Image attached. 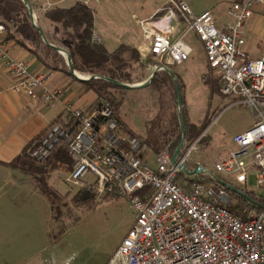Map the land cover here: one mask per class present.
I'll return each instance as SVG.
<instances>
[{
  "label": "built area",
  "instance_id": "2783aa9c",
  "mask_svg": "<svg viewBox=\"0 0 264 264\" xmlns=\"http://www.w3.org/2000/svg\"><path fill=\"white\" fill-rule=\"evenodd\" d=\"M164 1L167 6L157 14L134 18L140 28L135 48L140 60L154 59L147 66L157 70L180 64L191 50L183 35L197 34L207 67L217 76V93L234 96L231 105L244 104L252 118L231 137L234 149L213 162V169L241 185L252 171L254 189L264 190V56L249 58L241 48L243 27L263 0L232 2L227 9L231 20L223 30L215 27L208 10L194 14L184 0ZM173 31L177 37L171 38ZM3 35L0 24V63L13 78L9 90L40 106L55 105L61 87L48 86L51 71L31 70L26 60L12 55ZM91 40L100 43L93 31ZM194 142L181 146L174 161L166 148L159 150L154 168L149 167L142 163L144 145L120 124L110 103L99 98L86 108L64 103L60 117L45 127L29 155L41 163L61 145L72 161L66 182L75 185L89 172L96 198L128 197L133 221L106 264H264V194L251 190L263 198L257 206L244 207L242 216L231 212L223 178L188 176L202 174L200 165L195 173L181 171ZM144 188L146 193L135 194Z\"/></svg>",
  "mask_w": 264,
  "mask_h": 264
},
{
  "label": "rangeland",
  "instance_id": "374dc122",
  "mask_svg": "<svg viewBox=\"0 0 264 264\" xmlns=\"http://www.w3.org/2000/svg\"><path fill=\"white\" fill-rule=\"evenodd\" d=\"M73 1H82L88 5L95 24L102 28L104 34L112 35L114 40L122 38L120 36L126 32L135 33L140 30L136 20H140L144 12L151 8L142 0ZM165 6L167 5L163 0L151 15L157 14ZM131 14H135L136 20ZM36 21L39 24L37 19ZM36 21L34 20L35 24ZM214 25L217 27V23ZM43 34L54 45L64 49L66 38L60 28L44 23ZM182 40L191 48V52L185 61L178 65L170 64L168 69L176 75L174 81L181 83L178 90L186 110L187 122L201 128V132L193 139L194 148L186 162L200 165L204 170L202 174L188 176L220 177L234 188L248 193L253 190L256 194L263 195V189H254L252 171L248 172L246 185L238 184L214 171L213 162L224 157L226 152L233 148L231 137L234 133L246 129L252 118L244 104L231 105L236 101L234 96H220L217 93V85L216 89L210 88L208 79L214 75L207 67L202 43L197 34L189 31L183 35ZM25 43L29 45V42ZM246 47L249 58L264 56V32L258 36L243 38L241 48L244 52ZM59 55L64 59L62 54ZM149 63L153 65L154 59H150ZM150 70L146 65L141 77L139 70H135L131 74L135 76L132 84L144 82ZM75 73L78 77H86L85 74ZM65 78L67 81L72 80L68 75H65ZM108 90L119 101L116 110L119 122L126 130H131L145 147L142 163L154 168L155 152L144 140H152L154 146L161 145V134L170 129L171 118L176 112L173 98L162 84L157 89L147 84L140 88L113 87ZM90 96L93 95L89 91L82 99L88 101ZM186 145L188 144L183 140L182 147ZM65 177L66 172L58 168L46 179V183L59 193H69L61 200L64 205L61 207L68 210L58 218L54 217L49 201L40 191V186L33 176L28 175V178H25L24 185L32 188L39 198V215L28 213V208L34 211V205L30 203L25 191L17 196V200L22 202L21 211L19 209L18 213L9 215L8 222L5 221V215L0 214V264H106L133 221L134 213L128 205V197L108 194L110 197L96 198L91 209L77 206L68 202L69 197L83 184L93 185L94 178L87 172L77 184L72 185L65 181Z\"/></svg>",
  "mask_w": 264,
  "mask_h": 264
},
{
  "label": "trees",
  "instance_id": "16d2710c",
  "mask_svg": "<svg viewBox=\"0 0 264 264\" xmlns=\"http://www.w3.org/2000/svg\"><path fill=\"white\" fill-rule=\"evenodd\" d=\"M41 17L48 23L61 29L63 36L66 38V43H64L63 46L68 53L72 69L75 72L85 74L86 77L90 75H101L117 82L127 84H132L134 81L135 76L131 74L135 70H139L140 77L144 75L143 70L150 60H140L134 47L121 43L114 49L107 50L101 42L95 43L91 40L93 26L92 11L89 6L82 1H74L71 5L66 7L55 6L45 9L42 11ZM0 24L4 28L6 37L22 47L29 55L36 59L41 66L49 71H60L75 79L69 73L65 61L59 53L50 46L45 45L41 37L33 29L21 0H0ZM36 25H38L37 21ZM42 35L46 41L54 44L48 40L43 33ZM26 41L29 42V45L25 43ZM76 80L80 83L84 91L90 90L98 99H106L112 106L113 112L118 119L116 110L119 101L111 95L108 89L113 87L122 89L127 88L102 78ZM208 83L211 89H216L217 76L208 79ZM148 84L155 89L162 84L175 102L173 81L167 72L164 70L155 71ZM176 84L179 88V82ZM180 116L184 127L183 140L186 141L187 144H190L201 132V128L195 127L192 123L187 122V114L183 103L180 108ZM58 118L59 117H57L55 121ZM127 132L137 138L131 130H127ZM161 136L162 142L160 146H154L155 144L152 143V140L144 141L146 144L152 146V150L155 153L166 148L171 155L181 138V129L176 112L173 113V117L171 118L170 129L166 133H162ZM37 138L38 135L29 140L24 145L21 152L9 162V165L33 176L40 186V191L49 201L54 217L58 218L60 214L68 210L62 208L64 205L61 200L64 197L66 198L69 193H65L66 195H64V193H59L57 189L46 183V179H48L52 171L60 168L61 165L65 166L64 171L70 170L72 161L65 149L61 145H56L47 159L41 163H36L30 157L29 151ZM140 143L142 142L140 141ZM185 167L187 170H192L196 165L186 162ZM187 180H191V178L188 177ZM226 190L232 200V202L227 205V208L238 216H242L244 207H256L259 201L263 199L262 197L255 198L251 192L241 194L227 188ZM146 192L147 189L144 188L143 190L136 191L135 194L142 195ZM105 197L110 196L105 195L103 198ZM95 199V192L87 185L78 187L75 192L71 194L68 202L91 209L95 204Z\"/></svg>",
  "mask_w": 264,
  "mask_h": 264
},
{
  "label": "crops",
  "instance_id": "0c3cea01",
  "mask_svg": "<svg viewBox=\"0 0 264 264\" xmlns=\"http://www.w3.org/2000/svg\"><path fill=\"white\" fill-rule=\"evenodd\" d=\"M28 1L32 7L34 20H38V25L42 33L44 23L48 26L53 25L41 17L43 10L55 6L66 7L74 2L73 0ZM184 1L194 14L201 13L205 10L210 11L213 15L214 23H217L218 29L223 30L231 20L227 14L229 5L232 2L239 0ZM142 2L148 4L151 8L144 12L139 18L140 20L148 18L154 9L163 3V0H142ZM131 17L136 19L135 14H131ZM263 29L264 0L253 8L250 18L243 27V38H247L250 35L258 36L261 32H264ZM92 31L100 38V42L107 50H112L121 43L136 48L141 38L140 30L138 29L135 33L126 32L125 35L120 36L122 38L114 40L112 39V35L104 34L102 28L97 26L95 21H93ZM170 36L171 38L177 37V32L173 31ZM3 37L11 45L12 55L26 60L31 70H48L41 66L38 61L29 55L22 47L15 44L13 40L8 39L5 35V31ZM247 49L248 47L245 48L246 55L248 54ZM51 73L52 77L48 86H60L61 94L59 101L55 105L44 107L37 103H31L23 95L11 92L8 87L12 83L13 78L2 63H0V214L5 215L6 222L9 220V215L18 213L19 209L20 211L22 210V202L21 200H17V196L19 194L21 195L24 191L25 195L30 199V203L34 205V211L28 208V213H30V215H33L34 213L39 215L37 206L38 202H40L36 193L32 191V188L30 189L24 185V181H26L25 178H28V175L23 171L10 166L9 162L21 152L22 148L29 140L37 135L39 136L49 123L55 121L57 117H60L64 103L69 102L73 106L86 108L98 99L92 91H84L76 79L71 77L72 80L67 81L65 78L66 74L60 71H51ZM177 76L181 80L180 75L177 74ZM89 91L93 96H90L88 101L82 99V97ZM243 130L244 129L240 131ZM232 149H234V144L233 148H230L226 154Z\"/></svg>",
  "mask_w": 264,
  "mask_h": 264
},
{
  "label": "water",
  "instance_id": "95a60500",
  "mask_svg": "<svg viewBox=\"0 0 264 264\" xmlns=\"http://www.w3.org/2000/svg\"><path fill=\"white\" fill-rule=\"evenodd\" d=\"M21 2L23 3V5H24V7H25V9L27 11L28 20H29L30 24L32 25L33 29L37 32V34L41 37L42 42L45 45L50 46L51 48H53L56 52H58V53H60V54H62L64 56L65 64L67 66V69H68L69 73L75 79L87 80V79H90V78H102V79H104L106 81H109L111 83L121 85V86H123L124 88H127V89H129V88H140V87H143V86L147 85L149 83L153 73L155 71H157L156 67L152 68L144 82L136 83V84H132V85L131 84H127V83H120V82H117L115 80H112V79H110L108 77L101 76V75H90L88 77H78L76 75L75 71L72 69L71 61H70V58L68 56L67 51L65 49H63V48H60V47H58V46H56L54 44L49 43L43 37L40 28L34 22V16H33L32 8H31V5H30L29 1L28 0H21ZM163 70L168 73V75L171 77V79L173 81V87H174V92H175L176 115H177V120H178L180 129H181V138H180L179 142L177 143L176 147L174 148V150H173V152L171 154V160L174 161L176 155L178 154V152H179V150H180V148L182 146L183 137H184V127H183V123H182L181 116H180V108H181L182 102H181V97H180V93H179L177 84L174 81L175 78H174L173 73L166 67H164ZM180 169H181L182 172L190 174V173H195L199 169V167L196 166L192 170H187L185 168V166L182 165V166H180ZM227 188H229L230 190L237 191L235 188H233L232 186H229V185H227Z\"/></svg>",
  "mask_w": 264,
  "mask_h": 264
},
{
  "label": "bare ground",
  "instance_id": "6f19581e",
  "mask_svg": "<svg viewBox=\"0 0 264 264\" xmlns=\"http://www.w3.org/2000/svg\"><path fill=\"white\" fill-rule=\"evenodd\" d=\"M80 77V76H79Z\"/></svg>",
  "mask_w": 264,
  "mask_h": 264
}]
</instances>
